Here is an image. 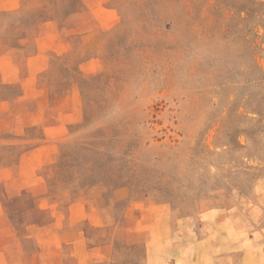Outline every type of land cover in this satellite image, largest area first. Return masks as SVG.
Segmentation results:
<instances>
[{
  "label": "rangeland",
  "instance_id": "rangeland-1",
  "mask_svg": "<svg viewBox=\"0 0 264 264\" xmlns=\"http://www.w3.org/2000/svg\"><path fill=\"white\" fill-rule=\"evenodd\" d=\"M0 264H264V0H0Z\"/></svg>",
  "mask_w": 264,
  "mask_h": 264
},
{
  "label": "crops",
  "instance_id": "crops-1",
  "mask_svg": "<svg viewBox=\"0 0 264 264\" xmlns=\"http://www.w3.org/2000/svg\"><path fill=\"white\" fill-rule=\"evenodd\" d=\"M225 258H227V257H225ZM229 262V261H228Z\"/></svg>",
  "mask_w": 264,
  "mask_h": 264
}]
</instances>
